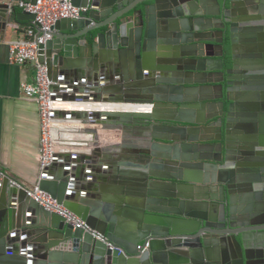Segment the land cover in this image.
Returning a JSON list of instances; mask_svg holds the SVG:
<instances>
[{
    "label": "water",
    "instance_id": "1",
    "mask_svg": "<svg viewBox=\"0 0 264 264\" xmlns=\"http://www.w3.org/2000/svg\"><path fill=\"white\" fill-rule=\"evenodd\" d=\"M19 1L36 2L0 0V40L10 24L34 27ZM71 2L87 10L57 21L38 57L52 98L114 105L53 111V139L60 120L79 119L144 128V147L100 185L53 175L57 157L40 172L39 187L113 250L0 176V264H264V38L236 44L264 29V0ZM85 67L102 69L101 86L68 81ZM83 133L67 141L98 144L96 129Z\"/></svg>",
    "mask_w": 264,
    "mask_h": 264
},
{
    "label": "crops",
    "instance_id": "2",
    "mask_svg": "<svg viewBox=\"0 0 264 264\" xmlns=\"http://www.w3.org/2000/svg\"><path fill=\"white\" fill-rule=\"evenodd\" d=\"M14 25H18L19 28H15ZM29 25L30 22L27 21L10 24L4 40H0V171L30 188L38 185L40 181V117L36 103L24 96L21 85L33 82L35 67L31 63L11 64L8 58V43L16 38H25V31ZM88 70L89 67L81 71L73 69L68 81L86 86L98 83L101 86L106 79L103 77L102 69ZM110 79L113 84H118L116 73ZM57 102L58 113L101 110L98 102L63 99ZM65 120H60L56 125L59 130L56 132L57 160L53 175L67 174L76 182L94 181L95 185H100L98 180L101 178L99 180L101 181L106 176L102 172L106 167L112 166L111 164L120 158L130 160L137 157L134 152L144 147L142 128L135 127L131 129L132 131L124 132L122 129L103 128L101 125H87L79 119L74 122ZM89 128L97 130V145L83 146L67 141V135L86 137L83 132ZM91 158L94 162L90 160Z\"/></svg>",
    "mask_w": 264,
    "mask_h": 264
},
{
    "label": "built area",
    "instance_id": "3",
    "mask_svg": "<svg viewBox=\"0 0 264 264\" xmlns=\"http://www.w3.org/2000/svg\"><path fill=\"white\" fill-rule=\"evenodd\" d=\"M14 5L20 10L26 11L35 16L34 27H28L25 31V38H16L8 43L9 62L15 65L31 63L35 67L34 80L31 83H22L21 88L24 96L33 100L38 108L40 117V172L48 168L54 160L57 145L53 139V129L55 122L52 118L53 111L59 108L58 102L53 100L51 80L48 68L45 64L39 63L38 57L42 50L41 46L53 37V27L57 21L66 18H78L86 8L72 5L71 0H36L35 3L19 1ZM19 28L18 25H14ZM6 174L0 171V176ZM11 183L21 187V184L14 179ZM28 195L36 203L49 212L56 213L72 223L75 227L84 228L91 232L95 238L105 242L112 250L114 247L105 236L92 230L75 213L59 204L49 193L42 190L39 185L30 187ZM149 247V242L138 245L140 251H145Z\"/></svg>",
    "mask_w": 264,
    "mask_h": 264
},
{
    "label": "flooded vegetation",
    "instance_id": "4",
    "mask_svg": "<svg viewBox=\"0 0 264 264\" xmlns=\"http://www.w3.org/2000/svg\"><path fill=\"white\" fill-rule=\"evenodd\" d=\"M256 27H260L261 28V30H257V31H254L253 33H251V34H253V36L254 35H257L258 33H259V35H257V38L254 36V37H251V39L249 40V42H246V40L248 39V38H250V37H247L246 36V33L245 34H243L242 32H240V33H238V34H236L237 35V39H236V41H237V45L240 47V48H242V47H244V48H246V46L247 45H249V46H252L254 43H259L258 41V39L259 38H264V29H263V24L262 23H260V24H258ZM251 34H248V35H251ZM226 50H228V47L226 46ZM241 52V51H240ZM143 133L145 132L144 131V128H142V130H141ZM145 134H146V132H145Z\"/></svg>",
    "mask_w": 264,
    "mask_h": 264
},
{
    "label": "bare ground",
    "instance_id": "5",
    "mask_svg": "<svg viewBox=\"0 0 264 264\" xmlns=\"http://www.w3.org/2000/svg\"><path fill=\"white\" fill-rule=\"evenodd\" d=\"M114 104H100L101 108L107 109V108H113ZM148 109V108H147Z\"/></svg>",
    "mask_w": 264,
    "mask_h": 264
}]
</instances>
